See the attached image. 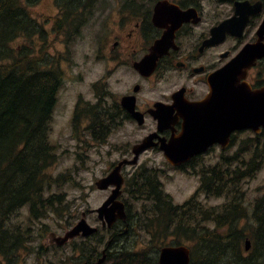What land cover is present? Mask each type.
Returning a JSON list of instances; mask_svg holds the SVG:
<instances>
[{"label":"trees","instance_id":"obj_1","mask_svg":"<svg viewBox=\"0 0 264 264\" xmlns=\"http://www.w3.org/2000/svg\"><path fill=\"white\" fill-rule=\"evenodd\" d=\"M39 1L0 0V259L10 262L17 261V252L30 241L27 235L33 231L27 227L46 226L44 220H56V216L62 219L69 208L65 194L53 191L70 180V172L49 173L59 159L50 133L57 94L64 82L62 56L50 49L59 34L65 33L72 40L80 32L88 21L92 2L57 0L61 16L53 24L55 37L50 40V31L30 8ZM95 88L100 91L103 87L98 83ZM98 95L96 103L86 106L88 131L96 141H104V89ZM250 142L257 147L253 154H249ZM261 142L264 145V139ZM259 146L260 141L246 139L237 168L231 167L236 161L234 155L222 156L230 162L226 168L221 164L200 167L199 191L183 204H176L165 192L157 169L139 166L128 176L124 189L127 221L105 229V235L99 233L75 242L78 257L66 256L65 262L95 260L100 255L98 246L109 234L119 246L114 258L123 264H158L163 245L183 241L192 248L190 264H264V196L256 199L251 213L242 189L245 180L264 165ZM199 192L206 197L226 196L227 201L207 207L198 198ZM25 208L28 213L22 217ZM124 226L127 229L122 230ZM128 231L142 243L147 239L146 246L129 249L122 242ZM248 236L253 245L247 252L244 241ZM93 239L96 246L92 249Z\"/></svg>","mask_w":264,"mask_h":264},{"label":"flooded vegetation","instance_id":"obj_2","mask_svg":"<svg viewBox=\"0 0 264 264\" xmlns=\"http://www.w3.org/2000/svg\"><path fill=\"white\" fill-rule=\"evenodd\" d=\"M112 7L105 3L104 7L96 5L91 11L93 22L103 25L98 53L102 50L109 54L111 69L125 66L121 79L129 80L131 75V83L123 92L106 87L102 118L106 122L104 141L119 128L134 132V137L130 138L129 134L127 141L114 146L116 152L125 155L123 158H132L134 147L152 136L153 145L142 155L157 152L164 157V164L171 166L161 145L180 135L184 115L196 114V108L189 110L184 105L209 98L211 76L224 70L246 45H264V0H124ZM112 21L116 22L118 30L110 23ZM225 23L226 27L218 28ZM144 58L150 59L143 64ZM258 68V75H253ZM242 70L247 73L244 81L248 80L253 90L264 87V57ZM112 72L110 70V76ZM126 97L127 105L132 104L133 98V111L123 104ZM88 103L81 98L74 104L71 115L74 134L82 130L83 135L89 136ZM204 110L206 115L211 111L207 106ZM160 115L166 119L164 124L159 122ZM248 132L264 134V128L260 132ZM214 149L224 151L222 143L216 142L206 153ZM201 156L203 154L179 167L187 169ZM29 229L39 230L38 227ZM28 237L38 240L34 235ZM54 239L59 248L64 247L61 239ZM34 242L25 243L17 252L19 261H24L27 254L32 255L26 250L34 245L41 256L46 246ZM60 261L64 263L63 258ZM2 262L6 264V260ZM39 264H42L41 259Z\"/></svg>","mask_w":264,"mask_h":264},{"label":"rangeland","instance_id":"obj_3","mask_svg":"<svg viewBox=\"0 0 264 264\" xmlns=\"http://www.w3.org/2000/svg\"><path fill=\"white\" fill-rule=\"evenodd\" d=\"M124 0H99L98 7H104L105 3L109 7L116 4H120ZM53 0H40L38 3L31 7L33 15L40 21L45 22V18L55 13L54 6H52ZM102 22V21H101ZM113 27L118 30L116 22H110ZM121 26V25H120ZM47 29L51 32V39L55 37L52 31V22H46ZM103 30V25L100 23H94L93 20L89 22L83 30V35L69 43V50L66 49L64 41L68 37L65 33L59 34L58 41L55 45H52L51 53L61 55L65 60L62 62V68L64 70L65 82L60 88L57 95V103L54 108L52 118V131L50 134V141L56 147L59 159L55 165L49 169V173L58 175L60 173L70 172L71 178L67 183L62 184L61 187H55L54 193H64L65 199L68 201L69 208L64 211L62 219L56 216V220L52 217L45 219L46 226L38 225L39 230H36V237L34 243H43L46 248L41 250V256L37 253L36 245L31 247L28 252L32 255L27 254L24 256V261L20 260L16 264H39L41 259L42 264H63L60 258L65 259L66 256L73 254V246L71 243L65 248H59L55 237H61L66 234L68 230L81 219L82 214L86 212V218L88 222L93 226L100 227L101 222L97 218V213L94 211L99 207L105 199L109 196L111 190H99L95 183L96 181L106 175L111 169L112 164L124 156L120 152H116L115 143L127 141V137L130 134V138L134 137V132L130 130L126 131L122 128L117 129L109 140L106 139L104 142H94L87 135H83L82 130L77 131L81 140L74 137V128L71 123L72 110L74 104L82 98L85 101L95 102L96 101V90L94 88L95 83H100L103 88L97 91L100 94L105 87L111 89L114 92H123L131 83V75L129 80H122L121 76L126 70L125 66L120 68L111 69L109 54L100 49V34ZM110 70H113L112 76H110ZM260 68L253 71V75H258ZM129 127V126H128ZM127 127V128H128ZM138 133V132H137ZM74 134V135H73ZM255 139L260 141L259 151L264 154V145L261 142L264 136L255 138L251 132H241L237 135L233 145L231 144L225 152L221 149H214L213 151L204 154L202 157V165L205 169L215 167L216 164L223 163L221 168H226L230 163L229 160H223L222 156L225 157L233 156L234 158L239 157L238 153L241 146L244 144L246 139ZM93 143V144H92ZM81 144L83 146H81ZM250 153L253 154L256 150L255 144L250 142ZM164 157L157 152H147L140 157L139 163H146L148 166L159 168L161 181L165 192L170 194L175 203L183 204L193 196L199 187L200 178L199 175H193L189 172L169 167L164 164ZM222 161V162H221ZM225 162V164H224ZM239 161H236L231 167H239ZM225 166V167H224ZM134 167L128 166L124 169L125 175H130L135 169ZM199 168L196 169V171ZM193 172H195L193 170ZM197 173V172H195ZM198 174V173H197ZM244 190L245 205L248 206L249 211L252 213L255 208V201L259 197L264 196V165L260 171L255 174V177H249L245 180L242 185ZM126 197V196H125ZM198 198L204 206H216L222 205L227 201L226 196L222 197H206L205 195H199ZM28 209L23 210L26 217ZM121 229H125L121 227ZM104 234V233H103ZM105 235V234H104ZM40 237V238H39ZM125 238V236H123ZM137 236L134 232H129L122 242H125L126 246L131 250H140L145 247L148 240L146 239L143 243L140 239L135 240ZM109 237H106L102 244L98 247L101 249L107 242ZM252 240V238H250ZM94 248L95 239L92 240ZM185 242V241H184ZM253 242V240H252ZM138 245H135V244ZM57 244V245H56ZM56 246V247H55ZM118 247L115 243L112 244L110 253L111 258L108 259L107 264H123L120 260L114 258L117 256ZM48 248V249H47ZM99 249V250H100ZM22 257V256H21ZM6 264H15L12 262H6Z\"/></svg>","mask_w":264,"mask_h":264},{"label":"water","instance_id":"obj_4","mask_svg":"<svg viewBox=\"0 0 264 264\" xmlns=\"http://www.w3.org/2000/svg\"><path fill=\"white\" fill-rule=\"evenodd\" d=\"M158 8L159 4L156 9ZM226 25V23L222 24L218 28L221 29ZM262 57H264L263 44L246 45L225 66L224 70L211 76L209 98L197 104L184 105L189 110L196 108V114L184 115L183 131L180 135L173 137L168 143H162L161 148L170 163L180 165L195 154L205 151L216 141L221 142L224 147L227 146L235 130L245 128L257 130L260 126H264V88L252 90L246 81H241V78L247 75L242 68L247 65L252 66L256 59ZM147 59L150 58H144L142 63L144 64ZM127 99V97L123 99V104L133 111L135 107L133 98L131 105H127ZM205 106L211 109L208 115L205 114ZM158 118L160 124L166 121L161 115ZM152 138L148 136L142 143L136 145L134 147L135 156L132 159L121 160L107 176L96 182L100 189H107L111 185L116 186L108 199L97 209L98 216L105 226L107 224L109 227L113 226L118 219L126 221V205L119 199L125 182L122 168L128 163H137L140 154L153 145ZM97 231L98 228L90 225L84 214L81 220L63 237V242L77 235L90 236ZM250 247L251 241L247 239L246 250ZM106 249L102 257L92 264L104 263ZM190 261L191 249L185 244L164 246L160 251L159 264H190Z\"/></svg>","mask_w":264,"mask_h":264},{"label":"bare ground","instance_id":"obj_5","mask_svg":"<svg viewBox=\"0 0 264 264\" xmlns=\"http://www.w3.org/2000/svg\"><path fill=\"white\" fill-rule=\"evenodd\" d=\"M5 13H6V12H5ZM4 129H5V128H4ZM1 133H2V132H1ZM133 169H134V168H133ZM4 204H5V203H4ZM21 229H22V228H21ZM21 229H20V230H21ZM17 232H18V231H17ZM20 233H21V232H20ZM23 233H24V232H23ZM12 234H13V233H12ZM18 235H19V234H18ZM22 235H23V234H22ZM5 236H6V234H5ZM23 236H24V235H23ZM6 237H7V236H6ZM8 238H9V236H8ZM15 239H16V238H15ZM20 239H21V238H20ZM6 240H7V239H6ZM6 240H5V241H6ZM13 240H14V239H13ZM13 243H14V241H13ZM0 244H1V243H0ZM7 247H8V246H7ZM3 248H4V247H3ZM5 249H6V248H5ZM7 249H8V248H7ZM0 251H1V250H0ZM5 251H6V250H5Z\"/></svg>","mask_w":264,"mask_h":264}]
</instances>
